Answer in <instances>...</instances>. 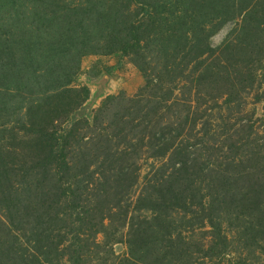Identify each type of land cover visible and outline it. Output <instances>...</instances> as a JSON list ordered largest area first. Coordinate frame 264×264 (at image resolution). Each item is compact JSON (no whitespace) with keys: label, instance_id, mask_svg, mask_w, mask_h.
<instances>
[{"label":"rangeland","instance_id":"374dc122","mask_svg":"<svg viewBox=\"0 0 264 264\" xmlns=\"http://www.w3.org/2000/svg\"><path fill=\"white\" fill-rule=\"evenodd\" d=\"M0 264H264V0H0Z\"/></svg>","mask_w":264,"mask_h":264}]
</instances>
